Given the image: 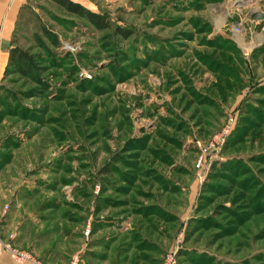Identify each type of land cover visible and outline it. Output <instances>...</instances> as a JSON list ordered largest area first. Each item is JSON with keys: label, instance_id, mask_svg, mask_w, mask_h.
<instances>
[{"label": "rangeland", "instance_id": "rangeland-1", "mask_svg": "<svg viewBox=\"0 0 264 264\" xmlns=\"http://www.w3.org/2000/svg\"><path fill=\"white\" fill-rule=\"evenodd\" d=\"M72 1L109 28L0 0L5 239L42 264H264V0Z\"/></svg>", "mask_w": 264, "mask_h": 264}, {"label": "trees", "instance_id": "trees-1", "mask_svg": "<svg viewBox=\"0 0 264 264\" xmlns=\"http://www.w3.org/2000/svg\"><path fill=\"white\" fill-rule=\"evenodd\" d=\"M65 11L70 14H74L84 20L89 24L94 26L96 29L104 30L109 28V21L105 19L101 14L90 11L83 7L81 4L74 2L72 0H51ZM42 35L48 39L49 43L53 46L57 45V39L53 35L52 31L48 30L46 27H41ZM119 33L124 36H128V33L124 30L119 29ZM36 42L38 46L46 49L45 43L42 41V37L36 35ZM2 48L8 49V61L9 65L14 68V70L24 76L34 78L36 76V63L35 55L30 54L27 50L20 49L18 47L3 46ZM36 78V77H35Z\"/></svg>", "mask_w": 264, "mask_h": 264}, {"label": "built area", "instance_id": "built-area-1", "mask_svg": "<svg viewBox=\"0 0 264 264\" xmlns=\"http://www.w3.org/2000/svg\"><path fill=\"white\" fill-rule=\"evenodd\" d=\"M3 253H7L10 259L15 262L32 261L37 263V261L28 252L17 248L3 237L2 225L0 223V257ZM69 264H76V259H73ZM162 264H177L175 255L169 253L165 257Z\"/></svg>", "mask_w": 264, "mask_h": 264}, {"label": "crops", "instance_id": "crops-1", "mask_svg": "<svg viewBox=\"0 0 264 264\" xmlns=\"http://www.w3.org/2000/svg\"><path fill=\"white\" fill-rule=\"evenodd\" d=\"M8 19H9V17L7 18V20ZM6 28H8L7 23H6ZM0 213H1V209H0ZM3 237H4V234H3ZM14 246H16V245H14ZM0 264H42V263H40V262L35 263L32 261L15 262L12 259H10L9 255L7 253H3L0 257Z\"/></svg>", "mask_w": 264, "mask_h": 264}, {"label": "bare ground", "instance_id": "bare-ground-1", "mask_svg": "<svg viewBox=\"0 0 264 264\" xmlns=\"http://www.w3.org/2000/svg\"><path fill=\"white\" fill-rule=\"evenodd\" d=\"M242 1H244V0H242ZM251 1H253V0H245L244 2L248 3V2H251Z\"/></svg>", "mask_w": 264, "mask_h": 264}]
</instances>
